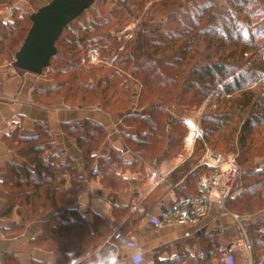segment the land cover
<instances>
[{
	"label": "trees",
	"instance_id": "1",
	"mask_svg": "<svg viewBox=\"0 0 264 264\" xmlns=\"http://www.w3.org/2000/svg\"><path fill=\"white\" fill-rule=\"evenodd\" d=\"M252 7L260 16L255 24L249 13ZM31 16L17 7L12 20L0 21V65L4 60L15 63L32 26ZM132 23L135 33L123 41L121 32ZM258 23L264 27V0H94L87 5L65 25L55 43L49 66H59L63 78L54 76L55 84L35 89L33 101L47 108L61 103L121 116L132 129L121 134L133 156L127 160L114 147L96 156L108 132L92 119L63 124L81 150L82 165L73 156L64 162L55 153L47 157L55 141L43 124L40 132L31 135L13 131L11 140L24 143L20 152L28 164H13L4 180L9 196L1 215L11 217L16 208L21 221H11L2 229L21 232L29 222L42 219V231L33 244L56 249L59 263L82 258L76 264H95L116 246L132 241L140 219L164 200L174 184L180 182L170 207L197 192L196 177L211 170L200 165L211 147L226 155L239 152L240 174L226 211L254 216L242 223L255 264H264V168H256L257 160L264 158V60L250 59L252 43L247 41L251 35L261 37V30L254 27ZM92 44L103 52L101 62L80 65L81 51ZM209 96L193 153L145 197L142 211L135 210L121 223L131 205H115L113 222L98 214L89 221L77 208L64 205L66 174L73 183L83 174L100 175L105 187L121 191L130 185L123 170L144 173L147 164L157 166L179 156L189 134L183 108L200 106ZM240 234L234 225L225 232L217 228L188 239L199 243L205 261L217 257L219 264H239L236 248L220 249V240ZM5 256L7 264H20L12 253ZM175 259L177 264L183 260L195 264L183 251Z\"/></svg>",
	"mask_w": 264,
	"mask_h": 264
},
{
	"label": "crops",
	"instance_id": "2",
	"mask_svg": "<svg viewBox=\"0 0 264 264\" xmlns=\"http://www.w3.org/2000/svg\"><path fill=\"white\" fill-rule=\"evenodd\" d=\"M21 3L22 0H16L11 5L7 3L0 4V21L12 20L15 8L22 7ZM49 85V80L45 78V74L20 71L15 64L13 66L0 65V264H7L8 257L5 256L6 253H12L20 264H34L36 262L42 264H76L82 259L78 258L67 263H59V255L56 249L33 244V240H37L42 231V219L29 222L21 232L10 233V229L7 231L2 229L3 226L8 228L11 221H21L16 208L11 217L1 215L2 208L9 196L8 190L3 186L4 180L13 164H26L28 162L27 158L21 154L20 147L15 146L18 142L13 143L11 140L13 131L22 129L23 134L31 135L37 132L36 126L43 124L52 131L55 141L54 147L48 152L47 157L55 153L64 162L70 156H73L82 165L81 150L74 139L64 132L63 124L65 122H82L85 119H92L104 125L108 132L106 142L99 151L94 152L96 156L107 154L112 147L121 150L123 157L127 160H130L133 156L121 134L123 129L126 131L132 129L122 123L121 116L107 114L100 109H73L61 103L50 108L36 104L33 101V91L46 88ZM193 121L194 124L198 120ZM186 140L185 148L179 156L164 161L157 166L147 164L144 173L135 172L129 168L123 170L124 175L130 179V185L121 191L105 187L101 183L100 175L94 178H86L83 174L84 177L77 180L75 184L71 177L66 174L64 176L66 179L64 205L77 208L84 218L89 221L93 220L94 214H98L109 222H113L115 219L114 206L130 204L131 207L127 215L121 220V223L124 222L135 210L142 211L140 206L145 197L161 181H166L172 170L191 156L195 141L191 142L187 138ZM261 159L263 158L258 160ZM201 162L202 160L200 164H202ZM93 167H97L96 161ZM81 172L86 171L82 169ZM179 184L180 182L174 184L164 200L140 219L136 233L130 237L134 245L123 243L119 253L115 256L119 264H177L175 257L182 251L184 255L188 254L195 264H219L217 257L205 261V256L199 249V243L192 240L193 238L188 239L184 236L186 230H195L196 227L177 224L157 228L151 223L152 217L159 216L176 199L177 195L175 194ZM253 217L252 215L245 218L252 220ZM234 225H237V223L229 212L214 206L201 221L199 225L202 227L201 231L191 236L197 237L203 232H209L217 228L225 232ZM262 230L264 231V226ZM228 239L221 238L220 249L236 248L239 255V264H255L252 244L250 251L243 248L241 234L237 238L229 237ZM137 250L142 253L140 261L135 259L134 254ZM262 261L264 262V256ZM180 264H187V261L183 260V263Z\"/></svg>",
	"mask_w": 264,
	"mask_h": 264
},
{
	"label": "built area",
	"instance_id": "3",
	"mask_svg": "<svg viewBox=\"0 0 264 264\" xmlns=\"http://www.w3.org/2000/svg\"><path fill=\"white\" fill-rule=\"evenodd\" d=\"M96 60V56L91 52L90 60L88 61L96 63ZM260 81V79L257 80V82ZM191 125L189 135L193 133V141H196L198 136L202 135L199 121L193 124L194 129ZM238 153V151H234L226 155L207 148L201 163L202 165L210 167L211 170L200 175L197 179V192L176 201L171 207L165 208L161 215L151 218V223L157 228L177 224L196 227L195 230H186L184 232L185 237H190L197 232L199 233L202 228L199 226L201 221L209 214L214 206L226 211V202L233 195L234 187L240 174ZM256 168H264V158L257 160ZM229 213L241 229V237L243 238L242 247L250 251L251 242L242 223V219L245 217L249 218L252 214L241 216L237 213ZM126 244L134 245V242L131 241ZM119 250L120 247L116 246V249L110 253L116 256ZM226 258L231 260L230 256Z\"/></svg>",
	"mask_w": 264,
	"mask_h": 264
},
{
	"label": "water",
	"instance_id": "4",
	"mask_svg": "<svg viewBox=\"0 0 264 264\" xmlns=\"http://www.w3.org/2000/svg\"><path fill=\"white\" fill-rule=\"evenodd\" d=\"M86 6L70 0H52L31 16L32 26L15 54V66L27 72L41 74L55 53V43L65 25L77 17Z\"/></svg>",
	"mask_w": 264,
	"mask_h": 264
},
{
	"label": "rangeland",
	"instance_id": "5",
	"mask_svg": "<svg viewBox=\"0 0 264 264\" xmlns=\"http://www.w3.org/2000/svg\"><path fill=\"white\" fill-rule=\"evenodd\" d=\"M15 1L16 0H9V2H7V4H10L11 5ZM50 1L51 0H36L35 3L33 2V4H31L29 2V0H22V3L21 4H22V8L26 9L28 13L33 14V13L36 12L37 7L38 8L39 7H42V6L46 5V4H48ZM93 1L94 0H70V2L77 3V4H80L82 6H87V5L91 4ZM146 5L149 6L150 3H147ZM249 13L252 14V24H255L257 21L260 20L259 11L255 7H252L249 10ZM254 27H258L261 30L262 35H261V37H257L255 35H251L250 39L247 40L250 43H252V45L250 47V53H248V56H250V59L252 61H256V60H259V59L264 60V27L262 25H260L259 23L256 26H254ZM135 28H136V23H132L129 26H127L126 28H124L122 30V32H121L122 40L123 41H127L128 39H130L133 36V34L135 33L134 32L135 31ZM91 52H93L94 55L97 58L96 63L101 62V56L103 55V52L100 51V50H98V47L92 44V45H89V47H87L86 49H84V50L81 51V57H82V59L80 61V65L85 66V65H89V64L92 63V62L88 61V60H90ZM245 58H247V56H245ZM13 64H15V63H11L8 60H4V62H2L1 65H11V66H13ZM247 65L248 64L246 63L244 65V67L245 68H248ZM42 74H45V78L47 80H49V84H55V82H56L57 79H55L54 76H58V78H63V75H62L63 74V71H61L60 70V67L57 66L56 64H52V65L46 67V69L43 70ZM238 74H239V72L237 71L234 76H236ZM262 79L263 78H261L260 80H262ZM217 90H218V88L214 92H216ZM211 95H212V93H211ZM211 98H212L211 96L207 97V99L204 101V102H206L205 104L203 102L200 106H197V107L195 106L193 108H190L189 110H187L186 108H183V110H186L184 112V114H183V118H184V120L186 122V125L189 127V131H190V124H193V122H194L193 120H195V121L198 120L199 121V126H200V117L202 115L204 106L207 103H209L208 101H210ZM42 128H43L42 126H36V131L37 132H40V130ZM16 132L18 134H23L22 133L23 132L22 129H17ZM23 139H25V138H22V140ZM186 141L187 140L185 139V142ZM15 146H17V148L18 147L23 148L24 143L16 144ZM184 148H185V145H184ZM184 148H183V150H184ZM209 149H211V150H213L215 152H219V151L214 150L211 147ZM222 154H224V153H222ZM201 160H202V158H201ZM196 180H197V177H196L195 181ZM76 181H74V182L77 183Z\"/></svg>",
	"mask_w": 264,
	"mask_h": 264
},
{
	"label": "clouds",
	"instance_id": "6",
	"mask_svg": "<svg viewBox=\"0 0 264 264\" xmlns=\"http://www.w3.org/2000/svg\"><path fill=\"white\" fill-rule=\"evenodd\" d=\"M135 255V259L137 261H140L142 253L137 250ZM95 264H119L118 260L116 259L115 255L113 253H109L106 256L99 257L96 261Z\"/></svg>",
	"mask_w": 264,
	"mask_h": 264
},
{
	"label": "bare ground",
	"instance_id": "7",
	"mask_svg": "<svg viewBox=\"0 0 264 264\" xmlns=\"http://www.w3.org/2000/svg\"><path fill=\"white\" fill-rule=\"evenodd\" d=\"M191 127L194 129V125L193 124L191 125ZM187 138L192 142L193 138H194V134L191 133Z\"/></svg>",
	"mask_w": 264,
	"mask_h": 264
}]
</instances>
